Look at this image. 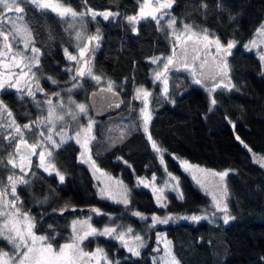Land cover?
<instances>
[{
    "label": "trees",
    "instance_id": "trees-1",
    "mask_svg": "<svg viewBox=\"0 0 264 264\" xmlns=\"http://www.w3.org/2000/svg\"><path fill=\"white\" fill-rule=\"evenodd\" d=\"M62 2L76 10L86 9L85 0ZM22 6L35 46L42 53L39 70L63 84L69 72L63 49L70 47L63 21L50 11L41 12L30 4ZM87 7L121 13L115 20L96 21L103 39L92 60L93 70L114 82L123 81L122 98L130 95L132 84L149 87V58L169 52L170 44L164 33L157 30L158 26L151 20L140 23L139 35L131 31L122 17L136 11L137 0H87ZM170 12L181 21L208 29L222 41H237L228 57L231 83L235 88L216 92L213 97L217 103L211 108L204 91L194 86L176 83L170 103L154 96L149 132L168 152L162 154L163 164L160 154L152 150L147 134L140 130L111 145L95 144L97 165L130 188L128 205L98 197L89 169L78 160V146L70 140L54 152L55 166L65 175L64 183L59 182L56 174L39 171L33 161L31 170L23 174L30 183L17 187V196L22 201L19 207L34 218L35 232L48 236L55 246L66 239L72 219L93 213L91 223L100 228L108 222L109 216L120 218L141 232L146 241L139 257L110 238L90 237L83 244L86 251L103 247L119 264H154L151 256L160 252L155 239L158 231L164 232L171 241L173 254L180 264H264V169L252 159L253 153L264 156V76L259 59L253 52L242 49L264 22V0H176ZM91 26L89 23L90 32ZM43 84L49 90L48 85ZM1 98L18 122L28 121L33 114L25 103L16 101L12 92L2 93ZM96 134L97 140L103 136L101 127ZM245 144L252 149L251 153ZM5 151L6 146L0 149V154ZM169 153H176L208 170H232L226 183L229 214L234 220L225 225L217 214L211 218L207 215L209 219L199 223L177 219L167 225L151 227V215H203L213 210L210 195ZM118 157L124 162L117 160ZM4 169L0 167V183L6 180L4 175L17 174L16 169L7 164ZM165 173L178 178L183 199L167 192V207H160L151 189L136 182L135 177L161 179ZM65 205L69 208L61 214ZM93 208L99 209L102 215L93 212ZM134 212L148 219H140Z\"/></svg>",
    "mask_w": 264,
    "mask_h": 264
},
{
    "label": "snow or ice",
    "instance_id": "snow-or-ice-1",
    "mask_svg": "<svg viewBox=\"0 0 264 264\" xmlns=\"http://www.w3.org/2000/svg\"><path fill=\"white\" fill-rule=\"evenodd\" d=\"M176 0H141L139 3L138 11L133 15L123 16L127 24L131 27V31L134 34L139 35V25L142 21H154L158 26L159 31L164 30V26L161 25V20L164 17H169L165 24L168 29H171V34L180 42L181 52L177 54L175 47L172 50V55L168 57H154L151 59L152 64L161 65L157 70H154V81H159L163 85L162 95L165 99L169 96V77L168 73L175 69L176 71L185 70L189 71L193 77L192 83L196 85H202L207 87L205 81H211L212 87L207 90L209 93L214 92L218 88H224L231 90L234 85L231 84V68L228 63V57L232 55V49L237 46V41L229 40L226 44L221 43L219 37H214L209 34L208 29H200L199 31L191 24H183L181 28H177V18L171 15L170 10L175 5ZM30 4L35 9L41 12L51 11L55 13L61 20H63L68 28L76 29L77 24L81 26L80 30L75 31V40L77 41L76 48L78 55L71 54L67 48H64L65 57L69 61H75L77 67L74 74L71 76V86L66 89L71 93L73 90L82 87L81 79L85 76L95 81L97 84L103 79L102 76L96 75L93 72L92 60L96 49L100 47V41L103 39L99 28L96 29L95 35L85 36L83 32V25L86 18L90 17L93 21L97 17H101L104 21L115 20L121 17V13L118 11L105 10L95 11L90 7H87V0H85L86 11H76L70 5L62 2V0H0V66L3 69H7V75L3 70H0V90L7 88H15L17 91H22L20 88L21 81H24V88L26 89V95L35 101L37 92H44V89L40 86L39 77L33 69H39L40 55H42L39 48L35 47L34 37L32 35L31 28L28 22L25 20V7L22 5ZM206 7V5H202ZM219 7V4L217 5ZM11 13L12 15H9ZM235 19V17H232ZM257 35L264 37V24L257 30ZM18 41L23 44V49L14 51L13 42ZM191 42V50L187 47ZM264 43V41H262ZM210 46L215 47V54L212 55L211 62L208 59H201V52L210 50ZM248 51H252L258 48L257 41L253 39L249 44L243 45ZM191 51V61H189V54ZM31 53L28 55L27 53ZM207 54V53H205ZM8 59V64L4 63V59ZM259 59L264 63V49H260ZM200 60L199 70L195 64V61ZM13 69H19V72H14ZM67 71L73 72L72 68H68ZM11 77V79L9 78ZM14 79V82H13ZM52 84H57V81L52 77H47ZM225 81H228L227 83ZM32 85L35 86V90ZM106 91L112 94V97H118L119 93L115 91L114 82L107 81ZM95 95V94H94ZM152 93L144 87H138L135 89L134 100H140L143 103V107L139 109V118L142 121L143 131L147 134V140L150 142L151 148L157 154H160L161 163L163 164V149L153 139L149 132V125L152 119L149 111V104ZM46 99L43 104L46 106V115L38 117L36 120L29 123H25L22 126L18 124L13 117L11 110L7 108L2 100H0V128H6L7 134L3 136V139L7 141L8 145L12 147V151L8 153V159L6 164L11 166L12 169H19L21 173L27 174V171L31 170V157L38 156L40 161L38 167L42 168L49 175L55 172L62 184L65 181V175H63L54 164L46 165V158H51L53 150L60 148L63 144L67 143L69 139H74L75 142L84 149L81 153V162L89 163L96 170L100 171L96 166L94 160L91 157L90 142L96 140L95 135H92V129L95 124L91 118L88 119L86 127H80L75 131L73 136L68 135V122L76 121L78 123V117L81 115H87L88 106L84 103H76L72 100L71 96L68 97L67 102L61 97L60 92L56 91L51 95L45 93ZM53 97L59 99L54 103ZM23 98V97H21ZM36 106L41 107L39 101H35ZM111 104V98H109ZM120 102L115 103V107H119ZM174 103V101H173ZM212 106H215L217 101L213 97L210 101ZM62 110V111H61ZM211 110V109H209ZM6 117V119H5ZM66 117L68 119H66ZM61 124L59 130L56 125ZM231 123V121H229ZM235 128V125H232ZM30 132L34 136L32 143H29L25 138V133ZM84 134L85 138L83 142L80 137ZM125 136L124 132H120V138L123 140ZM59 137V141L55 139ZM240 140V137H236ZM243 143V141H241ZM245 148L251 153L252 149L248 145H244ZM37 149H40L37 152ZM88 153L87 159H83L84 154ZM253 162L258 164L264 169V156H257L255 153L252 155ZM127 163V161H125ZM185 171L191 172L193 169H197L201 173L210 175L213 180L211 182V188L205 186L204 182L197 180V183L204 188L207 195L212 197V204L216 211L223 213V223L227 225L230 220H234L235 217L229 214V208L227 204L228 199V187L226 178L229 176L230 171L225 170L216 172L214 170L201 169L198 165H192L188 161H181ZM129 167H131L129 165ZM51 169V170H50ZM166 170V169H165ZM25 175L17 176L15 173L7 176V185L0 189V218H3L2 224H0V238L7 240L15 248V252L12 256H9L7 252L0 251V264H119L118 261H112L108 258L104 249L97 247L94 251H85L83 244L85 240L90 237H110L120 241L121 245L127 249L133 256L139 257L141 255L140 249L145 246L144 238L140 235H135L132 239L134 242L130 243L126 237L133 232L131 228H127L126 231H117L116 227H105L102 230L97 229L91 225L88 220H73L72 221V237L69 242H66L54 248L50 238L46 235H37L35 232L36 223L34 218L30 217L27 212H22L18 203L19 197L17 196V185H27L29 180L25 179ZM218 178V179H217ZM111 179V178H110ZM193 179H196L193 173ZM169 180L171 181V190L178 193V198L183 199V193L179 191V180L173 177L169 173ZM156 177H152L151 183L144 178H138L139 184L144 187H151L154 195H156V203L160 207H167L166 197L163 196L165 188H169V181H165L163 188L155 187ZM121 187L119 193V199L113 195V192L107 184L104 188L100 189V195L102 198L107 197L113 199L117 203H123L128 205L130 203L128 199V189L123 185L122 181H116ZM12 196L13 199H6L7 196ZM68 205H65L60 213L63 214L67 211ZM75 211V209H72ZM93 212L97 215H102L99 209L93 208ZM215 212L212 216H215ZM134 216L147 220L148 217L142 213L134 212ZM175 219L189 220L193 223H199L202 220L209 219L207 215H191L175 218L172 215L160 217L153 215L151 217V227H155L157 224L167 225L170 221ZM80 226L79 229L77 226ZM51 227V225L49 226ZM163 240L164 242V257L162 258L163 264H180V261L173 254L171 241H167L165 238H159L158 242ZM159 251V249H156Z\"/></svg>",
    "mask_w": 264,
    "mask_h": 264
},
{
    "label": "rangeland",
    "instance_id": "rangeland-1",
    "mask_svg": "<svg viewBox=\"0 0 264 264\" xmlns=\"http://www.w3.org/2000/svg\"><path fill=\"white\" fill-rule=\"evenodd\" d=\"M140 2H141V0H137V8H136V11L134 13L128 14V15H133V14H135L138 11V7H139V3ZM63 3H65V2H63ZM65 4H67V3H65ZM67 5H69V4H67ZM76 11H78V12H80V11H86V9H81V10H76ZM103 11H105V10H103ZM9 15H12V14L9 13ZM97 19H100V20L104 21L101 17H97L95 21H93L90 17L86 18V20L84 22V25H83V29H82L83 32H84V34H85V36L95 35L96 29H97V23H96ZM168 19H169V17L166 16V17H164L163 20H161V25L164 26V30L161 31V32L164 33V35L166 36V38L168 40V43L170 44L169 52L166 53V54H159V55L150 57L149 58V62L150 63H151V59L154 58V57H168V56L172 55V50H173L172 47H173V45L180 43L171 34V29H168L167 26H166L165 21H167ZM61 21H63V20H61ZM62 23H64L63 26H64L65 31H66V29L68 28V25L64 21ZM89 23L92 24V26H91L92 27V31L91 32L88 30ZM183 24H191V23H186L184 21H181V20L177 19V28L178 29L181 28ZM262 24H264V22L261 23L258 26V28L253 32L252 36L243 44V45L249 44L250 41H252L253 39H255L257 41L258 48H255V49H253L250 52H253L254 55L258 59H259L260 49H264V43H262V41H264V37H261V36L257 35V30L260 28V26ZM193 26L196 28L197 31H199L200 29H205V28L200 27V26H196V25H193ZM80 28H81V26L79 24H77L76 29H69V30L66 31L67 36H68V39L70 41V45H69L70 47H68L67 49L73 55H78V50L76 48L77 41L75 40V31L76 30H80ZM209 34L211 36L218 37L215 33L211 32V31H209ZM229 40H232V39H228V40H225V41L220 40V41H221V43L226 44ZM243 45H242V49L245 50V51H248L247 49H245L243 47ZM34 46H35V44H34ZM35 47H37V46H35ZM20 49H23V44L19 43L18 41L13 42V50L14 51H17V50H20ZM210 52H212V55L215 54V47L214 46H210ZM27 54L28 55H31L30 52L27 53ZM3 59H4V63L5 64H8V62H9L8 59L7 58H3ZM66 61H67L66 71H67L68 68H72L73 69V72H67L68 74H66V76H67L66 82H64L63 84H59L58 82H57V84H52L51 81L47 79L48 76L43 75L42 72L39 69L38 70L35 69V68L33 69V71L36 72L37 77H39L40 86L44 89V92L43 93L37 92L36 93V97H35V101H39L41 103V107L38 108L36 106V102L33 101L32 98H30V97H28L26 95V89L24 88V81H21V84H20V88L22 89V91H17V89H15V88H7V87H5L3 90H0V96L4 92H11V91L13 92L14 91V94L13 95H14L15 99H16V96H17L23 103H25V105L29 109H31L33 111V114L32 115H29V120L26 121L25 123H29L31 121L36 120L38 117H41L43 115H46V106L43 104L44 100L46 99L45 93L51 95L52 93H54L56 91H59L61 97L65 100V102H67L68 97L71 96L72 100L76 101V103H84V104H86L88 106V104H87V96L86 95H88L89 90H94V89H96L98 87H105L106 88L107 81L108 80H111V79L108 78L107 76L102 75V74H100L98 72H95L93 70L94 74L100 75V76L103 77V79L101 80V82L99 84H97L95 81L91 80L89 77L85 76L80 81L83 86L80 87V88H77V89L73 90L71 93H69V92L66 91V89H68L71 86V83H73L71 81V76L74 74V65H75L76 62L75 61H69L67 58H66ZM259 61H260V59H259ZM260 63H261L262 74L264 76V63H262L261 61H260ZM160 67H161V65H157V64H152L151 63L150 76H149L150 77V83L151 84H150L149 87L143 86L141 84H132V88L130 90V95L127 98H123L124 107L120 111V113H119L120 115L118 114L117 117H111V118L108 117V118L103 119V120H97V119H95V118H93L91 116L90 111H89V107H88V113H87V115L86 116L85 115H81L80 117H78V123L76 121H70L69 120V122H68V128H67V131H68V135L69 136H73L74 133H75V131L79 130L80 127H86L89 118H91L93 121H95V124H94L93 129H92V135H95L96 140L90 142V148H91V153L90 154H91L92 160H94L93 147H95V144L96 145H98V144L100 145L101 144V145L105 146L104 142L106 144H108V145H111V144L120 142L121 141L120 132H124L125 133L124 138L127 135L135 132L136 130H140L141 132H143L144 134H146L143 131L142 121L139 118V109L141 107H143L144 105H143V103L140 100H134L133 99V97L135 95V89L136 88L142 86V87L146 88L148 91H150L152 93L151 97L149 98V100H150L149 111L151 113V116H152L153 111H154V108H155L154 96L156 98L161 99V100L167 101L168 103L172 102V99H173L172 95H173V91H174V87H175L176 83H177L178 86L186 85L187 87L194 86V87H197V88L202 89L204 91V93L206 94V96L208 97V99H209V108L212 107L210 101H211V99L213 98V95L216 92H219V91H227V89L218 88L214 92L209 93V91L207 90L209 88L208 86L205 87V86H202V85H196V84H193L192 83L193 77L191 76V74H190L189 71H185L183 69L180 70V71H176L175 69H173V70H171L168 73V77H169V96H168L167 99H165L164 96L162 95V90H163L162 83H160L159 81H154V76H153L154 70H157ZM0 70H3L5 72V75H7V72H8L7 69H3L2 66H0ZM13 71L14 72H19V69H13ZM9 78L11 79V77H9ZM185 79H187V81H185ZM43 80H46V81H43ZM13 82H14V79H13ZM43 82L46 83V85H48L49 90H46L44 88ZM183 82H185V84H183ZM225 82L227 83L228 81H225ZM114 85H115V91H118V92L121 93V91L123 89L124 82L123 81L114 82ZM32 87L35 90V86L32 85ZM88 87L91 88V89H89ZM234 88L235 87H233L232 89H234ZM85 93H86V95H85ZM21 97H23V98H21ZM57 99H59V98L53 97L54 103L56 102ZM0 100H2L1 97H0ZM16 101H19V100L16 99ZM4 104H5V102H4ZM7 108H8V106H7ZM5 119H6V117H5ZM66 119H68V118L66 117ZM16 122H17V120H16ZM25 123H21V124L18 123V124H20L22 126ZM56 127H57V130H59L60 127H61V124L58 123L56 125ZM100 127L102 128V134H103V136H101V138L99 140H97L98 138H97V134L96 133H97V131H98V129ZM6 134H7V129L6 128H0V142H1L0 147H2V148L5 147V145L7 144V141H5L3 139V136L6 135ZM25 138L28 140L29 143H32L33 140H34V136L30 132H26L25 133ZM84 138H85V136H84V134H82L81 137H80V139H81L82 142H83ZM55 139H57V141H59L60 138L59 137H55ZM70 140H72L75 144H77L74 139H69L68 141H70ZM98 141H100V142L98 143ZM77 146H78V150H79L78 151V160L81 162V153L84 151V149L79 144H77ZM2 148H0V149H2ZM9 148H10V146H9ZM161 149L165 150L162 147H161ZM12 150L13 149L10 148L8 150V152H6L5 154L3 153L2 156H0V167H4L5 166V164L7 162V159H8V153L11 152ZM56 150L57 149L53 150V155H52L51 158H46V161H45V164L46 165H49V164H54L55 165V163H54V152ZM39 151H40V149H37V152H39ZM164 152L168 153L167 151H163L162 154H164ZM169 155L176 162H178L180 165H182L181 164V161H186L184 158H182V156H180V155H178L176 153H169ZM87 156H88V153H85L83 159H87ZM257 156H260V155H257ZM117 160H120V161L124 162L119 157L117 158ZM31 161L32 162L34 161L35 166H36V168L39 171H41V172H43L45 174H48L42 168L38 167V165L40 163V161L38 159V156H32L31 157ZM81 163H83V162H81ZM95 163H96V166L98 167V169L100 171H96L91 166V162H89V163H83V164L87 166V168L89 169V171H90V173H91V175H92V177L94 179L95 188H96V192H97L98 197L101 198V199H103V200H108L110 202L117 203L113 199H109L107 197L102 198L99 193H100V189L101 188H104L105 185L107 184V186L109 187V189L112 190L113 195L116 196L117 199H119L120 198L119 197V193L121 192V187L116 183V181H122V180L119 177H114V176L110 175L107 171L101 169L97 165V162L96 161H95ZM190 164H192V163H190ZM192 165H197V164H192ZM198 166L201 169H206V168H204V167H202L200 165H198ZM9 167H11V166H9ZM27 172H29V171H27ZM16 173H17L16 175H23V174H25V173H21L19 171V169H16ZM189 173H191L192 176H193V173L195 174L196 179H194V180H195V182H196V184L198 186L201 187V185L197 183V180H201L202 182H204V184H205L206 187L211 188V182H212L213 178L210 175H208L206 173H201L197 169H193ZM52 174L55 175V172H53ZM152 177L153 176L147 177V178H145V177H135V180H136V182H138V178H144L149 183H151ZM165 181H169V188H165V190L163 192V196L165 197V194L167 192H171V193H174L178 197V193L176 191H172L171 190V181L169 180V174L168 173H165V175L161 179L156 178V181H155V185L154 186L157 187V188H163L164 187V184H165ZM6 185L7 184H4V186H6ZM123 185L126 186L127 189H128V199H129L130 188L124 182H123ZM4 186H2V187H4ZM18 186L19 185H17V187ZM2 187H0V189H2ZM149 188L152 191V188L151 187H149ZM202 189L204 190V188H202ZM152 193H153V191H152ZM153 195H154V193H153ZM154 197H155V200H156V195H154ZM211 201H212V197H211ZM118 204L124 205L123 203H118ZM124 206H126V205H124ZM22 212H24V211H22ZM213 212L216 213L215 215L218 214L221 218L224 215L223 213L216 211V209L214 207H213V210H211L210 212H208V214H203V215H208L209 217L210 216L211 217H214V216H212V213ZM191 215H196V214H188V215H182V216H191ZM197 215H200V214H197ZM92 216H93V213H89L87 216L72 219L69 222V225H68V233L66 235V239L64 241H62L61 243H59L57 246L53 245L54 248H57L58 249L60 245H62L64 243L70 241V239H71V237L73 235V233H72V221L73 220H88L90 218L89 222L91 223ZM152 216L153 215L149 216L150 219H151ZM182 216H175V218L182 217ZM30 217H32V216H30ZM175 220H177V219H175ZM2 222H3V218H0V224H2ZM91 225L93 227L97 228V229H100V230H102L105 227H116L118 232L119 231H126L127 228H131L133 230V232L126 237V239H128L130 241V243L134 242L132 238L135 235H140V236L143 237V235L141 234V232H139L138 230L134 229L129 224L124 223L123 220H121L120 218L115 217L113 215L109 216L108 217V222H106V224L104 226L100 227V228L94 226L92 223H91ZM79 227L80 226L78 225L77 228L79 229ZM37 235H45V234H38L37 233ZM105 238H110V237H105ZM159 238H165L167 241H170L165 236L164 232L158 231L156 233L155 239H156L157 244L160 247V252L159 253H156L155 255H152L151 256L154 264H163L162 258L164 257V242H163V240H160V242H158V239ZM110 239H113V238H110ZM113 240H115V239H113ZM144 242H145V245H146V241L145 240H144ZM118 244L120 246H122L121 243H120V241H118ZM96 248L97 247L93 248L91 251H94ZM100 248L104 249L103 247H100ZM0 251L7 252L9 254V256H12L13 253L16 250L13 247V245L10 244L7 240H5L3 238H0ZM91 251H89V252H91ZM104 251H105V249H104ZM107 255H108V253H107ZM108 258L110 260H112V261H117L116 258H112L111 259L109 256H108Z\"/></svg>",
    "mask_w": 264,
    "mask_h": 264
},
{
    "label": "water",
    "instance_id": "water-1",
    "mask_svg": "<svg viewBox=\"0 0 264 264\" xmlns=\"http://www.w3.org/2000/svg\"><path fill=\"white\" fill-rule=\"evenodd\" d=\"M77 66V63H75L74 71ZM205 84L207 86H210L212 85V82L205 81ZM102 89L106 88L98 87L94 90H90L87 95V104L89 107L90 114L93 118L97 120H103L105 118L114 116L119 113L123 107V99L120 92L116 91L117 93H119L118 97H112L111 93L101 91ZM109 98H111V104L109 102ZM120 101H122V103H120V106L118 108L115 107V103Z\"/></svg>",
    "mask_w": 264,
    "mask_h": 264
},
{
    "label": "flooded vegetation",
    "instance_id": "flooded-vegetation-1",
    "mask_svg": "<svg viewBox=\"0 0 264 264\" xmlns=\"http://www.w3.org/2000/svg\"><path fill=\"white\" fill-rule=\"evenodd\" d=\"M175 47V49H176V52H177V54H179L180 52H181V47H180V43H178V44H174L173 45V47H172V49ZM187 47L189 48V50H191V47H192V44H191V42H189L188 43V45H187ZM205 53H207V54H205ZM200 55H201V59H208L210 62H211V59H212V52H210V50H205L204 52H201L200 53ZM39 59H40V57H39ZM189 61H191V51H190V54H189ZM200 60H197V61H195V64H196V66H197V69L199 70V64H200ZM44 75V74H43ZM46 76V75H45ZM43 81H46V80H43ZM57 81V80H56ZM185 81H187V79H185ZM208 87H212V85H210V86H208ZM12 92V91H11ZM13 94H14V91L12 92ZM1 97V96H0ZM16 99L17 100H19V101H21L17 96H16ZM123 99V98H122ZM12 112V111H11ZM13 113V112H12ZM18 122V121H17ZM26 121H24L23 123H25ZM18 123H20V122H18ZM21 124V123H20ZM6 146V149H7V151L10 149V148H12V147H10L9 148V145H8V143L5 145ZM4 148V147H3ZM7 151H5V152H7ZM1 156H2V154H0ZM2 169H4V167H1ZM5 170V169H4ZM8 175H10V174H7V175H4L5 176V178H7V176ZM17 176H19V175H17ZM4 184H7V179L6 180H4L2 183H0V187H2V186H4ZM5 187V186H4ZM4 187H2V189L4 188ZM8 200H11V199H13V197L12 196H7L6 197ZM18 206H19V203H18Z\"/></svg>",
    "mask_w": 264,
    "mask_h": 264
}]
</instances>
